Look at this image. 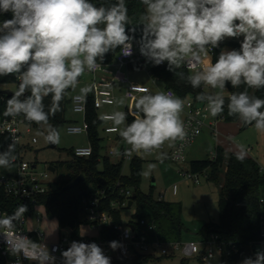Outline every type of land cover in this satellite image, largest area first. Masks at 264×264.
Wrapping results in <instances>:
<instances>
[{"label": "clouds", "instance_id": "9594fccd", "mask_svg": "<svg viewBox=\"0 0 264 264\" xmlns=\"http://www.w3.org/2000/svg\"><path fill=\"white\" fill-rule=\"evenodd\" d=\"M141 3L145 10L139 17L137 38L126 0H116L109 7H98L90 0H0V14H12L11 19L0 23V77L18 74L19 81L18 89L6 101L3 115L15 118L22 114L25 120L45 126V131L38 134L47 142L59 143L60 133L49 123V117L61 110L66 91L77 86L85 71L99 68L110 51L120 48L123 55H132L133 43L146 64L160 66L167 62V70L193 88L205 85L219 89L196 96L198 101H207L213 117L223 112L222 92L229 85L264 88V0ZM226 39L237 40L239 48L221 49L214 63L208 60L201 67L209 51L220 48ZM185 65L193 74L176 72ZM247 88L227 97L228 114L238 115L243 124L264 132V99L250 96ZM132 91L143 95L134 98L127 112L114 111L103 117L112 122L108 130L118 132L131 146V152L143 157L167 141L185 138L183 99L171 91L151 93L139 86H133ZM49 96L51 103L45 111L44 100ZM116 102L123 106L125 98ZM129 116L133 119L125 124ZM15 147L13 141L0 153V167L10 168L16 159ZM165 156L161 153V160ZM27 211V205L20 204L12 214L0 218V234L7 251L36 264H57L53 252L59 249L50 251L46 244L16 231L14 221L19 222ZM109 247L113 251L123 248L115 240L109 242ZM255 256V260L247 258L242 264H264V252L258 249ZM60 264H112V258L95 242L73 240L61 251Z\"/></svg>", "mask_w": 264, "mask_h": 264}, {"label": "trees", "instance_id": "16d2710c", "mask_svg": "<svg viewBox=\"0 0 264 264\" xmlns=\"http://www.w3.org/2000/svg\"><path fill=\"white\" fill-rule=\"evenodd\" d=\"M90 2L98 7L101 5L109 7L116 0H90ZM126 4L128 15L132 20V26L137 27L136 36L139 38V17L144 13L145 6L141 3V0H126ZM11 18V13L0 14V23ZM225 48H239V43L235 39L223 42L220 48L215 49L213 63L220 50ZM119 49L110 51L103 63L112 62ZM128 69L132 74H135L141 69V66L137 63H129ZM176 72H183L185 76L191 74L183 66L176 69ZM150 74L152 78L159 81L164 87L172 88L181 99L193 98L197 100V94L201 92L209 93L204 85H201L200 88H193L187 80L179 79L178 76L167 70V65L151 66ZM16 75L18 74L0 77V83H13L15 85V89L10 95L0 93L2 97L0 99V117H5L3 113L6 108V101L18 89L19 81L16 79ZM246 88V85L241 84L238 88H232L229 85L226 89L232 94L234 92H242ZM71 90L72 88L66 91L64 98L60 102L61 110L54 116L49 117V123L58 130L64 125L76 122L67 117L68 107L71 106ZM247 91L250 96L264 99V88H247ZM28 94L30 93H26V95ZM44 103L46 105L45 111H47V106L51 103V97H46ZM228 112V105H224L223 112L217 117L226 121L241 120L238 115H229ZM19 117L32 127L41 126L25 120L22 114ZM85 118L89 124L87 137L92 147V154L78 157L74 154L73 148H71L68 150L72 156L71 162L51 163L50 166H53L55 170L65 166L68 169V173L66 174L67 178L57 180L54 183L52 191L40 194L37 197V202L43 206L47 216L56 218L58 227L61 230L69 229L73 240L81 241L80 228L82 225L88 224L85 219L81 218V212L84 207L83 201L91 195H97L99 208L108 212L112 218V224H121V209L128 207V201L123 206L126 198L122 190L131 189L132 193H136V198L133 203V205L135 204L134 220L130 221L129 224L133 225L137 237L145 235L149 239L158 238L165 243L180 242L183 229L179 214L180 206L165 199H156L153 197L152 192L146 194L139 189L141 157L135 154L129 163V174H124V162L122 159L118 162H112L108 156L101 155L104 137L100 133V127L107 120L102 118L100 110L94 106L93 96L91 95L88 96ZM132 119L129 116L125 121L126 124L130 123ZM104 133L106 132L104 131ZM12 142L9 135L0 134V153L5 151L8 144ZM15 144L14 155L16 159L10 168L0 167V176L3 174L13 175L17 171L18 164L21 161V145L16 142ZM214 147L216 148L214 158L192 160L189 165L190 172L194 174L202 173L204 170L209 169V173L206 176L207 180L213 181L219 187L217 199L218 220L204 225L203 233L207 236L215 233L218 239L226 244L228 264H241L243 260L251 257V250H253L254 244L258 239L259 220L262 212L259 200L261 196H264V179L259 173V164L252 157L242 155V159H240L238 158V156H241L240 154L228 151L219 145H214ZM79 175H83L84 179L78 185L66 191L62 190L66 184L72 182ZM113 204H117V206ZM18 205L20 204L17 200L7 198L0 192V210H8L11 214ZM29 207L30 210L33 209V205H29ZM141 220H145L146 223L141 224ZM152 222L155 224L153 231L148 228V225ZM98 234L104 240L117 239V232L113 229V226L103 225ZM150 258H152V254L144 255L138 253L128 263L120 259L115 260L114 263L142 264V262ZM183 262L184 260L182 264Z\"/></svg>", "mask_w": 264, "mask_h": 264}, {"label": "built area", "instance_id": "2783aa9c", "mask_svg": "<svg viewBox=\"0 0 264 264\" xmlns=\"http://www.w3.org/2000/svg\"><path fill=\"white\" fill-rule=\"evenodd\" d=\"M214 53L215 49L209 51L208 56L203 58L201 67L205 66L208 63V60L213 62ZM129 63H137L141 67L146 64L145 58L140 55L138 45L135 43H133L132 55L125 56L123 55L121 49H119L112 62L102 63L95 71H85L83 75L89 74L92 77L87 92L85 94H73L71 96V108L74 113L82 115V120L81 123L72 122L67 124V133L88 134L89 124L86 121L85 114L89 95L93 96L94 106L100 109L103 105L115 104L117 98L115 87L120 84L124 85L122 94L125 99L133 102H135L134 98H138L140 95H143L141 92L132 91L133 86L147 88L149 92L154 93L148 85L136 83L131 79L130 75H132V73L128 69ZM163 65H167V62ZM183 67L189 70L187 65ZM83 75L79 78L83 77ZM152 81L154 84L157 83V80L154 78H152ZM158 91H171L175 96H177L176 92L172 88L163 87L162 89H159L157 87V92ZM0 99H2L1 96ZM183 101L184 109L181 115L186 131L185 138L183 140H175L172 143V146H170L172 141H167L160 149H154L151 152H148L149 154L158 151H166L168 152V157L171 161L184 162L186 161L185 154L187 149L194 143L196 138L203 133L205 128H209L212 131V134L216 133V121L209 119L210 114L206 107L207 102H200L194 100L193 98H184ZM125 108L129 110L128 106ZM108 115L109 114L105 113L102 115V118ZM216 118L218 119L217 116ZM112 126L113 125H107L103 127V129L106 133H115L108 130ZM31 127V125L26 124L19 116L15 118L0 117V134L9 135L12 141H15L20 145L24 132L30 133ZM32 142L36 143L37 139L33 137ZM130 149V147H124V154H120V149L119 151L110 149L109 154L115 155L118 153L123 162H129L132 157L137 154L135 152H131ZM73 152L78 157L89 156L92 154V147L90 143L86 146L73 147ZM259 173L264 179V166L259 165ZM206 176L207 174H205V177ZM183 177L188 180H193L195 183H199L200 181L198 174L191 172L184 173ZM53 189L54 183L50 180L48 171H38L36 170V165L25 163L23 161L19 162L15 174H3L0 176V192L5 197L15 199L19 202V204H26L28 207V211L24 214V217L19 222L14 221V223H16V231L24 236H27L32 241L46 244L50 251L52 249H59L53 252V255L57 257V264H60L61 251L66 250L70 246L71 241H73L70 235V230L65 229V233H60L57 241H48L45 238V231L39 226L42 219L41 213L38 209L43 208V206L37 202V197L38 195L52 191ZM122 192L126 198V201L123 203L124 206L127 204V201L131 199L133 193L131 189L122 190ZM176 192L177 185L175 184L173 186V193L176 194ZM159 199H164V195H160ZM259 201L262 212L259 220L258 239L254 244L253 250H251L252 255L250 258L252 260L256 259L255 253L258 248L261 249V252H264V196H261ZM83 202L84 209L86 210L85 220L87 223L96 228L98 233L102 226L106 223H108L109 226H113V229L117 232V239L115 241H119L123 248L113 251L109 247V242L113 240H104L99 234L93 237L84 236L81 241L85 243H97L105 251V254L112 258V264H115L114 261L118 259L128 263L138 253L148 255L153 254L156 251H160L161 255H171L175 250H179L184 256L190 257L196 252L197 244L194 242H187L184 244H181L180 242L165 243L158 238L149 239L145 235H141L138 238L134 229H131L130 224L125 225V227H121V224H112V218L108 212L99 208V198L97 195H91ZM29 205H33V209L30 210ZM113 205L117 206V204ZM16 208L13 209V212ZM4 214H10V212L8 210H0V218H2ZM145 223V220H141V224ZM148 228L153 231L155 229V224L153 222L150 223ZM202 244L204 245V250L201 251L200 259L203 263L209 258L214 257L216 252L222 255L223 247L226 246L223 241L218 239V236L215 233L209 234L207 239ZM168 246H171V248ZM0 264H36V262L25 259L23 255L16 256L10 254L7 251L5 238L2 234H0Z\"/></svg>", "mask_w": 264, "mask_h": 264}, {"label": "rangeland", "instance_id": "374dc122", "mask_svg": "<svg viewBox=\"0 0 264 264\" xmlns=\"http://www.w3.org/2000/svg\"><path fill=\"white\" fill-rule=\"evenodd\" d=\"M231 40V39H226ZM229 49V48H227ZM150 64H144L141 69L135 74L130 75L131 79L139 84H145L150 87L163 88V85H154L148 71ZM193 74V73H191ZM87 74L79 78L77 86L70 91L72 94H85L89 87ZM205 86V85H204ZM15 89L13 83H0V90ZM205 89L209 92H218L219 89H210L205 86ZM83 90V91H82ZM223 96H228L230 93L227 89L223 90ZM118 96V95H117ZM121 97L125 98L123 94H119L116 101ZM134 102L125 99L123 106L117 102L115 105L103 106L100 109V114H111L114 111L126 112V106L133 105ZM67 117L71 120H77L81 123L82 115L74 113L71 106L68 107ZM182 119V115H181ZM209 119L216 121V133L211 135L212 140L216 146L219 145L228 151H233L240 155H247L257 161L259 165L264 166V132L258 131L253 125L245 124L241 120L226 121L222 118H216L209 115ZM126 124V122H125ZM112 125L111 121H104L100 127V133L103 140V148L101 155H106L112 162H118L121 160L120 155H110L109 150L114 149L119 151L121 146L130 147L120 136L118 132L104 133L103 127ZM125 125H121L123 128ZM206 130V129H205ZM203 131L199 135L194 143L187 149L185 154L186 161L173 162L168 157L160 158L161 152L144 153L141 157V177L139 182V189L142 193H150L154 198H159L160 195H164L165 200L175 202L180 206V219L183 224V229L180 236V243L194 242L197 244L196 252L193 256H184L179 250H175L171 255H161L160 251H156L152 254V258L142 262V264H228L226 259L227 246L223 247V254L215 253V256L209 258L206 262H201V251L204 250L202 244L207 235L203 233V227L208 222H216L218 220V191L219 187L210 180H207L205 174L209 173V169L204 170L202 173H198L199 183L193 182L183 177L184 173H190L189 165L192 160H202L207 158H214L216 154V148L212 146L210 140L206 136V131ZM45 126L31 127V132H24L21 140L20 159L25 163L36 165L38 171H48L50 180L55 183L57 180H63L67 178L66 174L68 169L64 166L58 168L54 172L48 170L51 163L63 162L69 163L72 160V156L68 150L77 146H86L89 144L86 133L82 134H69L66 131V125L62 126L58 131L60 133L59 143L55 148L48 147V142L38 132H44ZM46 134V133H45ZM209 134V133H208ZM37 139L36 143L32 142V138ZM129 162H124L123 173L129 174ZM150 166H152L150 168ZM147 172V175L143 173ZM177 185V195L173 194V186ZM153 187V188H151ZM41 213L42 222L39 225L45 231V238L48 241H57L60 233H65V229L58 227L57 219L47 216L44 208L38 209ZM135 204L131 207L121 209V227L128 225L130 221L134 220ZM81 218H86V210L82 209ZM34 219V217H33ZM36 226V225H35ZM98 230L89 224H84L80 228L81 236L93 237L98 235ZM209 239V238H208ZM171 248V246H168ZM261 250L260 248H258ZM257 249V250H258ZM242 264V263H241Z\"/></svg>", "mask_w": 264, "mask_h": 264}, {"label": "water", "instance_id": "95a60500", "mask_svg": "<svg viewBox=\"0 0 264 264\" xmlns=\"http://www.w3.org/2000/svg\"><path fill=\"white\" fill-rule=\"evenodd\" d=\"M0 93H1V94H4V95H10V94L12 93V91H11V90H0ZM229 96H230V95H228V96H224V97H225V104H224V105H228L227 97H229ZM247 126H248V125H246V127H247ZM207 137H208V139L210 140L212 146H214V141L212 140L211 136L208 135ZM48 147H50V148H55V147H56V144H52V143H49V142H48ZM120 154H124V146H121V147H120ZM137 156H140V155L137 154ZM48 170H50L51 172H54V171H55V168H54L53 166H49V167H48ZM83 179H84V176H83V175H79V176L76 177L72 182L66 184V185L62 188V190H63V191H66V190H68V189L73 188L74 186L78 185ZM135 198H136V193H133L132 196H131V199H129V201H128V207H131V206L133 205ZM105 225H108V223H106ZM131 229H132V230L134 229L133 225H131Z\"/></svg>", "mask_w": 264, "mask_h": 264}, {"label": "crops", "instance_id": "0c3cea01", "mask_svg": "<svg viewBox=\"0 0 264 264\" xmlns=\"http://www.w3.org/2000/svg\"><path fill=\"white\" fill-rule=\"evenodd\" d=\"M150 65H151V64H150ZM148 74H149V76H150V78H151V80H152V77H151V74H150V69H149ZM132 75H133V74H132ZM91 78H92L91 75L88 74V75H87V79H89V80H88V83H90ZM152 82H153V81H152ZM157 84H161V83H160L159 81H157V83L154 84V85H157ZM161 85H162V84H161ZM149 87H150V86H149ZM163 87H164V86H163ZM150 88H151V90H152L154 93L157 92V87H155V88H154V87H150ZM123 89H124V85H121V84H120V85H117V86L115 87L116 94H117L118 96H119V94H122ZM72 95H73V94H72ZM72 95H71V96H72ZM230 95H231V94H230ZM118 96H117V98H118ZM117 98H116V100H117ZM115 103H116V102H115ZM113 105H115V104H113ZM103 106H108V105H103ZM103 106H102V107H103ZM111 106H112V105H111ZM102 107H101V108H102ZM101 108H100V109H101ZM100 109H99V110H100ZM104 114H105V113H104ZM102 115H103V114H102ZM75 121L78 122L77 120H75ZM215 127H216V125H215ZM205 129H206V130H205ZM205 129H204V130H205L206 133H207L206 136H208V135L211 136V135H212V131H211L209 128H205ZM208 133H209V134H208ZM118 136H119V135H118ZM173 142H174V141L171 142L170 146H172V143H173ZM214 145H216L215 142H214ZM158 152H161V151H158ZM161 153L166 154V157H167V155H168V152H166V151H165V152H161ZM246 156H247V155H246ZM173 194H174V193H173ZM177 194H178V193H176L175 195H177ZM164 199H165V198H164Z\"/></svg>", "mask_w": 264, "mask_h": 264}]
</instances>
